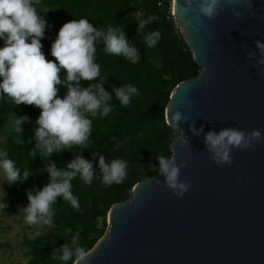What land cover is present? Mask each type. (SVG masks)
<instances>
[{"label": "water", "instance_id": "95a60500", "mask_svg": "<svg viewBox=\"0 0 264 264\" xmlns=\"http://www.w3.org/2000/svg\"><path fill=\"white\" fill-rule=\"evenodd\" d=\"M193 0H174L173 16L200 74L179 84L166 120L180 133L171 146L178 195L164 174L138 183L115 204L105 235L85 264H264V0H221L207 18ZM239 13V16L236 15ZM182 119H173L175 112ZM262 133L247 148L228 145L220 163L209 133Z\"/></svg>", "mask_w": 264, "mask_h": 264}, {"label": "trees", "instance_id": "16d2710c", "mask_svg": "<svg viewBox=\"0 0 264 264\" xmlns=\"http://www.w3.org/2000/svg\"><path fill=\"white\" fill-rule=\"evenodd\" d=\"M36 7L49 22L42 40V51L47 59L55 60L51 56V46L63 24L81 17H88L94 26L102 30H106V25L125 26L130 43L139 48L141 55V60L132 64L122 56L106 54L103 43L99 44L96 62L101 65V75L107 79L105 89L114 95L113 86L131 83L139 88L140 94L133 97L128 107L114 99L113 111L107 117L93 120L87 148L73 146L51 158L58 167L67 168L78 155L83 154L90 161L94 160L96 168V177L91 184L79 176L72 181L73 192L79 197V209L58 198V203L53 206L55 217L52 229L41 230L35 235L25 234L20 243L26 264H63L58 258L59 253L54 252L65 243L74 248L71 238L77 233L80 243L88 252L91 251L106 233L111 208L129 200L138 183L160 173L158 155L172 159L171 146L180 133L168 125L166 108L173 90L182 82L198 77L201 68L177 27L170 3L162 8L156 0H38ZM151 15L158 19L144 31L158 29L162 39L155 47L149 48L142 35L138 34L137 22ZM2 45L3 41H0ZM63 75L62 71V78ZM89 83L82 81L85 87ZM58 87L62 97L67 89ZM41 111L35 105L16 106L11 98H0L1 150L16 161L22 172H33L27 181H17L10 186L9 195L26 205L28 190L37 186L42 188L49 182V158L38 151L35 156L32 155ZM16 117H27L21 126L22 132L16 130ZM95 152L103 155L106 161L115 157L126 159L129 162L126 178L120 183L105 184L101 178L99 156L94 158L92 155ZM69 228L72 234L68 233ZM10 247L9 243L0 242V250ZM67 264H73L72 260Z\"/></svg>", "mask_w": 264, "mask_h": 264}, {"label": "clouds", "instance_id": "9594fccd", "mask_svg": "<svg viewBox=\"0 0 264 264\" xmlns=\"http://www.w3.org/2000/svg\"><path fill=\"white\" fill-rule=\"evenodd\" d=\"M38 0H0V98H11L16 106L20 104L35 105L41 114L35 130L36 146L32 155L38 151L49 158L47 172L49 182L41 187H35L27 192L28 204L22 213L26 223L52 225L54 223V205L58 198L79 209V197L73 192L72 181L79 176L91 184L96 177L94 160L90 161L83 154L68 164L67 168L58 167L51 158L73 146L87 148L93 129V120L97 117H107L113 111V100H118L128 107L133 97L138 96L139 88L131 83L121 87L113 86L109 93L104 83L107 79L101 75V65L96 62L97 49L103 43V51L109 55L122 56L132 64L141 60L140 50L130 43L125 26L106 25L102 30L93 25L88 17L75 18L63 24L51 46V56L46 58L42 40L45 38L49 22L42 12L37 11ZM193 0H184L181 11L188 14L193 11ZM221 7V0H201L199 12L207 18L215 17ZM46 14V13H44ZM239 16V13H236ZM158 18L151 15L139 20L138 34L142 35L147 47H155L162 39L161 32L146 27ZM257 47L264 50V42L257 41ZM64 72L63 78L61 72ZM82 81L90 82L87 87ZM67 89L65 95H59L60 88ZM27 117H16V130L22 132V124ZM173 119H182L180 112H175ZM262 133L254 130L249 134L238 129H224L219 133H209L208 141L215 150L218 162H230L228 145L247 148L253 140L259 141ZM113 140L116 137H112ZM31 142V141H30ZM119 147V145H117ZM101 178L105 184L122 182L129 169V162L122 157L106 161L99 152ZM159 171L166 177L167 185L178 195L187 192L189 185L180 181L181 167L174 164L164 155H158ZM0 174L9 186L17 181L24 182L33 175L32 171L21 170L16 161L8 153L0 152ZM4 196L0 207H7L4 198L7 193L3 187ZM69 234L72 229L69 228ZM71 247L65 243L59 253V260L67 264H85L90 256L88 250L80 243L77 233L72 235Z\"/></svg>", "mask_w": 264, "mask_h": 264}, {"label": "rangeland", "instance_id": "374dc122", "mask_svg": "<svg viewBox=\"0 0 264 264\" xmlns=\"http://www.w3.org/2000/svg\"><path fill=\"white\" fill-rule=\"evenodd\" d=\"M3 187L7 193L4 198L7 207H0V242L9 243L11 247L8 250H0V264H26L24 252L20 247L23 236L35 235L41 230L52 229V226L26 223L22 213L26 204L9 195L10 186L0 174V200L4 196Z\"/></svg>", "mask_w": 264, "mask_h": 264}, {"label": "built area", "instance_id": "2783aa9c", "mask_svg": "<svg viewBox=\"0 0 264 264\" xmlns=\"http://www.w3.org/2000/svg\"><path fill=\"white\" fill-rule=\"evenodd\" d=\"M159 3V6L164 8L165 4L170 3L171 4V10H172V14H173V2L174 0H156Z\"/></svg>", "mask_w": 264, "mask_h": 264}]
</instances>
